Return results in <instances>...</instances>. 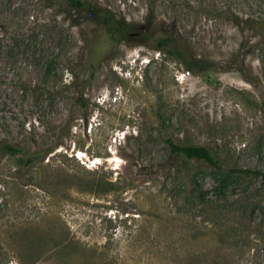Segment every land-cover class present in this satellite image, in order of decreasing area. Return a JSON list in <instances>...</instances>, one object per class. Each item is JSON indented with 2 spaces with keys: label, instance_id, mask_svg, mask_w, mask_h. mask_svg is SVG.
<instances>
[{
  "label": "rangeland",
  "instance_id": "obj_1",
  "mask_svg": "<svg viewBox=\"0 0 264 264\" xmlns=\"http://www.w3.org/2000/svg\"><path fill=\"white\" fill-rule=\"evenodd\" d=\"M88 1L135 35L112 42L63 0H0V142L44 154L19 170L0 153V264H264V178L216 197V171L165 144L264 172V0Z\"/></svg>",
  "mask_w": 264,
  "mask_h": 264
},
{
  "label": "trees",
  "instance_id": "obj_2",
  "mask_svg": "<svg viewBox=\"0 0 264 264\" xmlns=\"http://www.w3.org/2000/svg\"><path fill=\"white\" fill-rule=\"evenodd\" d=\"M67 6L76 12H85L91 20H93L104 31L106 36L112 42H123L128 37L135 35L131 30L132 25L129 22H125L124 19L118 18L109 9L102 7L99 4L88 0H63ZM128 36V37H127ZM154 50L165 52L168 55L176 56L180 62L184 65L187 72H194L196 69L195 64L188 62L183 56V49L180 47L176 38L170 34L159 33L155 39ZM57 57H50L46 62V73L49 74L53 71ZM95 60L91 59L86 64L91 68ZM91 74L87 76L85 81H90ZM75 81H72L73 84ZM85 84V83H83ZM82 84V85H83ZM81 85V83H80ZM80 87V86H79ZM80 95L78 101H80V107L86 108L85 100L83 99V91H79ZM87 125V120L85 121ZM165 144L168 148L170 157L177 161L178 159L184 162H196L203 163L208 168L215 170L218 174V178L215 180L216 187L213 189V193L216 197H224L229 192V188L238 186L239 183L247 178H254L261 176L264 178V172L259 170H245L237 168H223L215 155H213L207 148L201 146H181L172 141V139H165ZM0 153L8 156L9 158H16V164L18 169L32 168L36 163L43 160L44 154L40 150H28L21 147H15L12 144L0 142ZM46 153V152H45ZM187 167H184L186 170ZM145 173V170H144ZM146 175V173H145ZM22 178V176H21ZM28 179V178H27ZM110 184V183H109ZM108 187L112 188V184ZM194 186V185H192ZM197 188V186H196ZM193 193L198 196L200 200H204V194L198 189H192Z\"/></svg>",
  "mask_w": 264,
  "mask_h": 264
}]
</instances>
